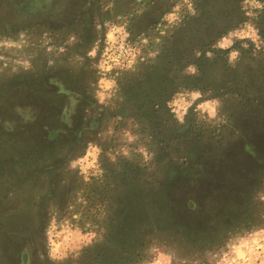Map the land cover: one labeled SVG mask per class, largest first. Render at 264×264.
<instances>
[{"label": "rangeland", "instance_id": "374dc122", "mask_svg": "<svg viewBox=\"0 0 264 264\" xmlns=\"http://www.w3.org/2000/svg\"><path fill=\"white\" fill-rule=\"evenodd\" d=\"M135 1L132 7L130 0H0V41L17 42L0 47V55L6 58L0 61V264H81L84 250L104 241L113 197L134 182L150 188L159 180L171 190L165 193L176 197L200 199L205 194L210 198L211 243L184 239L190 233L201 236L197 227L205 228L206 211L187 215L183 209H174V221L184 223L186 230L165 223L167 227L149 233L138 264L150 262L157 254L171 256L172 264H245L249 250L256 246L253 241L264 243V233L258 231L264 228V131L258 114L237 111V99L232 96L207 91L193 100V90L179 89L171 100L191 107L183 124L169 109L172 132L164 125L155 128L153 136L160 133L157 141L170 133L164 145L152 140L141 117L118 113V79L151 60L150 53L156 54L149 38L134 39L129 31L130 20L144 7L142 0ZM188 2L171 0L170 11L165 10L152 34L165 35L180 23ZM257 4L264 5V0H243V22L230 30L251 26L257 38L240 40L227 34L219 40L232 45L224 49L240 51L232 68L244 53L238 45L245 43L247 54L264 66V7ZM169 13L177 22L165 19ZM154 19L153 15L140 18L135 27L145 30ZM24 61L31 66L25 69ZM45 75H59L73 92H39L35 86L40 88ZM78 94L92 100L95 108L84 111L74 101ZM205 99L219 101L215 119L194 110ZM28 105L33 112L20 109ZM29 111L31 115L48 113L43 120L50 127H18L14 136L6 121L22 119L24 123ZM57 115L64 119L58 121L57 137L50 140ZM125 132L137 139L129 143ZM244 143L256 159L242 151ZM125 148L127 156L121 151ZM141 149L147 150L150 159L145 160ZM97 165L103 169L102 177L90 175ZM177 166L197 178L203 189L187 190V178L172 176ZM176 184L181 185L179 189ZM230 188L236 192L228 197ZM242 206L245 216L239 212ZM223 209L228 212L221 214ZM91 230L97 233L91 245L78 253L68 251L64 260L49 258V250L63 236Z\"/></svg>", "mask_w": 264, "mask_h": 264}, {"label": "trees", "instance_id": "16d2710c", "mask_svg": "<svg viewBox=\"0 0 264 264\" xmlns=\"http://www.w3.org/2000/svg\"><path fill=\"white\" fill-rule=\"evenodd\" d=\"M142 1L144 7L140 9L141 12L137 13L136 17L130 20L129 31L134 39L142 36L149 38L150 46L155 48L156 54L151 60L141 63L136 71L124 72L118 79L120 100L118 113L126 117L133 115L141 117L145 121L152 140L157 143L160 141L165 145L167 139H171L170 133L162 135L159 141L157 138L160 133L153 135L157 126L164 125L170 128L168 127L171 121L168 102L179 89H199L202 93L210 91L218 95L235 97L237 99L235 105H238L236 110L243 112L246 116H257L258 114L261 118L258 122L263 123L264 131L263 63L250 57L245 49L238 45L244 53L237 66L232 68L228 63V52L232 49L214 47L221 40V36L225 37L230 30L243 22L241 7L243 0H191L196 14L191 15L189 10L185 9L180 23L161 36L152 34V32L162 23V18L166 14L165 10L170 9L171 0ZM135 2V0H130V5L133 7ZM149 15H153L155 19L146 26L145 30L139 29L138 26L135 27L140 18ZM209 51L213 53L211 58L207 56ZM197 52L200 53L199 56L196 55ZM189 65L196 66L195 75L186 71ZM42 79L43 81L39 84L40 88L38 85L35 87L44 95L46 93L60 95L61 91L63 93L73 92V89L59 75H45ZM28 88L31 89L29 85ZM80 96L82 97L78 94V98L74 101L80 104V107H84V111L85 108L89 109L90 106L95 105L92 100H87L84 94ZM20 109L33 112L32 105L20 106ZM47 115L48 113L31 115L29 111L24 123L21 122L22 119H18L17 122L7 120L6 123L14 131L15 136L18 127L24 130L32 126H40L42 130L50 127L49 123L46 124L43 120V117ZM62 119L64 118L59 115L54 117L51 127L54 133L51 132L49 135L50 140L57 137V131L61 129L58 121ZM169 132H172V128ZM243 145L245 147L243 146L242 151H245L252 159H256L250 146L247 143ZM185 173L186 170L183 167L177 166L172 176L182 175L183 178H187L188 181L184 182L185 187L191 192L203 189L197 178L189 177ZM138 183L134 182V186L126 187L125 191L113 197L109 216L106 219L104 241L86 248L81 264H138L142 262L147 249L146 238L149 233L161 227H167L165 223L175 228L176 225L177 227L180 225V228L184 227L186 230L184 223L181 225L176 220L174 221L176 215L174 209L178 208L183 209L187 215H197L200 211L202 213L206 211L204 212L207 214L206 229L197 227L201 236L197 237L190 233L186 234L184 239L191 243H211L210 236L212 235L208 218L210 209L207 204L210 198L208 196L204 194L200 199H197L195 195L181 197L184 191L182 189L178 190L182 193L179 198L176 197L177 194L165 193V189L168 192L171 190H168L167 184L163 186L160 180L150 188L142 183L137 186ZM178 186L176 184L175 188L179 189L180 186ZM175 192L177 193V190Z\"/></svg>", "mask_w": 264, "mask_h": 264}, {"label": "clouds", "instance_id": "9594fccd", "mask_svg": "<svg viewBox=\"0 0 264 264\" xmlns=\"http://www.w3.org/2000/svg\"><path fill=\"white\" fill-rule=\"evenodd\" d=\"M187 2V0H186ZM246 3L249 2H255V0H245ZM259 7H264V5L257 4ZM188 10L191 13V15L196 14V10L193 7L192 3L188 2ZM247 15H251V12L247 13ZM165 19L169 20L170 22H177V17H175L172 13H169L166 15ZM229 36H233L237 39L243 40L244 38H257V30L252 28L251 26L247 27V30H236L235 32L228 33ZM23 39V36L21 37ZM221 40H224V37L221 36ZM253 42H255V39H253ZM17 42L13 40H6V41H0V47H10L13 44H16ZM214 47H218L220 49L224 48H231L232 45L225 41L224 43H220L219 41L214 45ZM242 47L248 48V44H243ZM61 52L64 51L63 48L60 49ZM91 55V53H89ZM150 55L155 56V53H150ZM197 56L200 55L199 52L196 53ZM213 53L209 51L207 53V56L211 58ZM240 57V51L238 50H231L228 52V63L230 65H234L237 59ZM6 58L2 55H0V61L5 60ZM19 63V62H18ZM23 67L25 69L29 68L31 66L29 61L23 62ZM4 67H7V63H5ZM186 71L192 75H195L197 73V68L195 65H189L186 68ZM203 93L199 89H195L191 92V97L193 100H199L202 97ZM100 103L103 104L104 100L101 99ZM219 106V101L215 99H205L203 102L195 105V111H200L201 114H207L208 119H215L217 116V108ZM168 109L172 112V114L175 116L176 120L183 124L185 117L188 115V108L191 107V105H188L187 107L184 105H177L175 103V100H170L167 105ZM17 111H20L19 108ZM6 127L11 130V128L8 127V124L6 123ZM125 136L128 138L129 143H132L137 139L136 136L132 135L130 132H125ZM100 149H97V152H99ZM123 154L125 156L128 155L127 149H121ZM142 155L144 156L145 160L150 159L149 154L146 149L140 150ZM115 159V157H113ZM73 167H75V164H73ZM90 175L92 177H102L103 176V169H101L98 165L94 170H90ZM85 181H89V176H84ZM261 199L264 200V194L261 195ZM76 219H79V217H76ZM259 232L264 233V228H259ZM97 233L95 231H84V232H76L73 235H66L63 236L60 239L59 243H56L54 247H52L49 252L48 256L52 260H64L66 258V254L68 251L72 252H79L82 251L83 248L91 245L93 241L96 239ZM253 243L256 245L255 248L250 249L248 252V258L245 262V264H257V261L259 264H264V243L256 244L255 241ZM173 258L167 254H157V256L152 259L150 262H146V264H172Z\"/></svg>", "mask_w": 264, "mask_h": 264}, {"label": "flooded vegetation", "instance_id": "af4514ba", "mask_svg": "<svg viewBox=\"0 0 264 264\" xmlns=\"http://www.w3.org/2000/svg\"><path fill=\"white\" fill-rule=\"evenodd\" d=\"M234 192H236L235 189H234V188H232V189L230 188V189L227 191V193L229 194L228 197H229L230 195L233 196ZM240 200H241V199H240ZM241 203L244 204L245 202H241ZM243 209H244V206H242V207H241V210H239L240 215H244V214H243V213H244V210H243ZM237 210H238V209H237ZM223 211H224V209H223ZM223 211L221 210L220 213H221V214H225V213L228 212V211H226V210H225L224 212H223ZM210 213H211V212H210ZM244 216H245V215H244Z\"/></svg>", "mask_w": 264, "mask_h": 264}]
</instances>
